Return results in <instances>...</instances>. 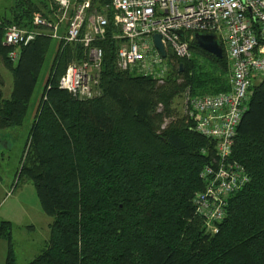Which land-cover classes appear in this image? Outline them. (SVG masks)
<instances>
[{
	"label": "trees",
	"instance_id": "obj_1",
	"mask_svg": "<svg viewBox=\"0 0 264 264\" xmlns=\"http://www.w3.org/2000/svg\"><path fill=\"white\" fill-rule=\"evenodd\" d=\"M108 4H92L106 6L109 21L105 37L94 42L101 50L97 93L77 99L58 81L69 64L84 60V49L31 23L34 14L53 20L52 0L0 1V63L11 77L9 97L0 95V130L22 125L45 69L17 180L32 183L50 223L43 248L27 264H264V78L251 87L229 156L248 183L227 198L218 232L210 233L192 199L203 191L198 174L213 143L171 103L185 90L191 96L229 90L222 46L217 59L195 47L190 33L180 34L191 57L176 60L157 85L116 68ZM9 25L37 32L14 63L7 58L12 48L2 45ZM11 229L0 220L5 264L15 261Z\"/></svg>",
	"mask_w": 264,
	"mask_h": 264
},
{
	"label": "built area",
	"instance_id": "obj_2",
	"mask_svg": "<svg viewBox=\"0 0 264 264\" xmlns=\"http://www.w3.org/2000/svg\"><path fill=\"white\" fill-rule=\"evenodd\" d=\"M93 1L52 0L53 20L34 14L31 21L51 39L78 42L84 49V60L69 64L58 81L59 89L77 99L97 93L101 50L94 42L105 37L109 23L107 7L97 10ZM108 6L111 26L117 29L110 35L118 44L116 68L149 77L157 85L176 68V60L190 57L188 41L180 34H211L222 46L229 66V90L198 96L185 90L179 109L191 129L213 143V155L198 174L203 191L195 193L192 204L205 229L215 233L227 198L248 183L243 167L229 156L251 87L264 78V0H109ZM36 33L16 25L5 28L2 45L12 48L7 53L11 63L17 60L18 48ZM155 34L163 57L153 45Z\"/></svg>",
	"mask_w": 264,
	"mask_h": 264
},
{
	"label": "rangeland",
	"instance_id": "obj_3",
	"mask_svg": "<svg viewBox=\"0 0 264 264\" xmlns=\"http://www.w3.org/2000/svg\"><path fill=\"white\" fill-rule=\"evenodd\" d=\"M48 60L46 59V64ZM44 76L45 69L43 68L37 78L22 125L18 128L0 130V220H7L12 225L14 264H26L42 249L43 240L48 237V229L44 223L50 222V219L45 215L42 218L38 217L35 215L36 212L31 210L33 205L39 206L32 183L29 180H17V172L27 149V131L41 92ZM10 91L11 77L0 63L1 98L7 99ZM171 105L178 114L181 96L174 97ZM173 114H175L174 111ZM5 244V241L0 240V264H5Z\"/></svg>",
	"mask_w": 264,
	"mask_h": 264
},
{
	"label": "water",
	"instance_id": "obj_4",
	"mask_svg": "<svg viewBox=\"0 0 264 264\" xmlns=\"http://www.w3.org/2000/svg\"><path fill=\"white\" fill-rule=\"evenodd\" d=\"M177 34H180V33L177 32ZM191 39H192L195 47H197L198 49H200V50H202L208 54L213 55L217 59H220L222 57L221 48L218 44L217 39L213 35L194 33L191 36ZM152 41H153L154 47L157 49L159 54L163 57L164 52H163L162 46H161L160 41H159V36L156 34L153 35Z\"/></svg>",
	"mask_w": 264,
	"mask_h": 264
},
{
	"label": "crops",
	"instance_id": "obj_5",
	"mask_svg": "<svg viewBox=\"0 0 264 264\" xmlns=\"http://www.w3.org/2000/svg\"><path fill=\"white\" fill-rule=\"evenodd\" d=\"M4 189V188H3ZM31 210H33L34 212H36L35 213V215L36 216H38V217H40L41 216V218H42V216H44V214H42V212L40 211V209H39V206L38 207H36V205L34 206H32V208H31ZM37 210H39V211H37ZM47 218V217H46ZM2 220H4V219H2ZM5 221H7V220H5ZM9 222V221H8ZM43 223H44V221H43ZM50 222H48V221H46V223H44L46 226H47V229H48V224H49ZM12 234V233H11ZM47 239H45V240H43V243L45 244V241H46ZM11 244L13 245V243H12V235H11ZM44 244H43V246H44ZM43 246H42V248H43ZM4 250H5V252H6V244H5V247H4ZM38 254V253H37ZM34 257V256H33ZM5 258V257H4ZM14 259H15V257H14ZM30 261V260H29ZM28 261V262H29ZM27 262V263H28ZM26 263V264H27Z\"/></svg>",
	"mask_w": 264,
	"mask_h": 264
},
{
	"label": "bare ground",
	"instance_id": "obj_6",
	"mask_svg": "<svg viewBox=\"0 0 264 264\" xmlns=\"http://www.w3.org/2000/svg\"><path fill=\"white\" fill-rule=\"evenodd\" d=\"M191 57V56H190ZM71 94V93H70ZM218 232V231H217Z\"/></svg>",
	"mask_w": 264,
	"mask_h": 264
}]
</instances>
